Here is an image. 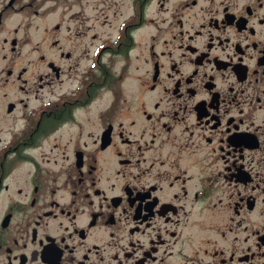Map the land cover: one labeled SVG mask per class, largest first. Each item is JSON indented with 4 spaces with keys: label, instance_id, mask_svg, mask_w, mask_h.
<instances>
[{
    "label": "flooded vegetation",
    "instance_id": "1",
    "mask_svg": "<svg viewBox=\"0 0 264 264\" xmlns=\"http://www.w3.org/2000/svg\"><path fill=\"white\" fill-rule=\"evenodd\" d=\"M96 1L0 0V264H264V0Z\"/></svg>",
    "mask_w": 264,
    "mask_h": 264
},
{
    "label": "rangeland",
    "instance_id": "2",
    "mask_svg": "<svg viewBox=\"0 0 264 264\" xmlns=\"http://www.w3.org/2000/svg\"><path fill=\"white\" fill-rule=\"evenodd\" d=\"M48 4V3H47ZM86 4H87V10H88V14L91 15V20L93 19V15L95 14V6L97 4L96 0H86Z\"/></svg>",
    "mask_w": 264,
    "mask_h": 264
}]
</instances>
